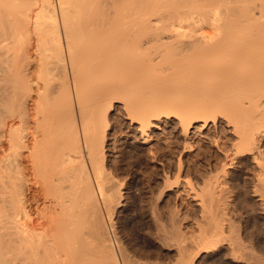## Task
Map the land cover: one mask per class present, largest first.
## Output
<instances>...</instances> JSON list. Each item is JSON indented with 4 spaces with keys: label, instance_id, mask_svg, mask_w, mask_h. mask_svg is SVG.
I'll return each instance as SVG.
<instances>
[{
    "label": "bare ground",
    "instance_id": "1",
    "mask_svg": "<svg viewBox=\"0 0 264 264\" xmlns=\"http://www.w3.org/2000/svg\"><path fill=\"white\" fill-rule=\"evenodd\" d=\"M142 1L128 13L115 0H0V264H196L173 209L161 214L154 199L151 253L113 231L130 168L112 106L128 143L152 160L154 135L177 128V177L203 172L186 152L205 135L219 153L196 197L199 246L226 244L233 261L264 264L251 229L234 234L224 194L228 169L253 162L264 213V0Z\"/></svg>",
    "mask_w": 264,
    "mask_h": 264
},
{
    "label": "rangeland",
    "instance_id": "2",
    "mask_svg": "<svg viewBox=\"0 0 264 264\" xmlns=\"http://www.w3.org/2000/svg\"><path fill=\"white\" fill-rule=\"evenodd\" d=\"M115 1L118 4L122 3L123 6L131 7V9L127 10L128 13L139 10L141 5L144 4V2L142 0H135V1H133L134 2L133 4L129 3L127 0H115ZM112 110H114V111H112ZM111 113H112L111 115L113 116V118H112L113 122L115 123V121H116V123H115L117 126L116 128H118L117 130L120 132L119 134L121 135L120 136V143H121L120 147H122V149H123V151L121 153L122 154L121 158H123V160L121 162V167L123 169L127 168L128 170L130 168L129 177H127L124 184L121 186L122 188H121V192H120L121 193L120 203L118 204V206H116L117 209L114 211V214L112 217L113 223L111 222V224H113L112 229L113 228L115 229V234L117 235V237L119 235V237L122 240L119 237L118 238L121 241H124L123 243L124 244L126 243L125 245H127V246L131 245V247L137 248L139 250L141 248V250L144 252H145V250H146V252L150 251V253L153 251V249L155 247V245L153 244L154 243L153 241L155 239L154 238L152 239L153 234L151 233L152 230L150 231L151 228H150V221L149 220H150V208H151L150 204H152L150 202H152L154 199V200H156V204H157L156 206H158L157 208H159L158 210L161 212V214H165L167 209H168L167 207H169V206L173 209L174 214H175V218H176V223H177L176 226L179 224L177 227V231H179L178 236L180 235L179 233H181L180 236L184 237V238L183 237L182 238L186 241V243L189 242V246L195 245L193 247V248L196 247L195 249H192V247L188 249L190 252V253L188 252V254L192 255V256L195 255L194 259L200 260L199 263H201V264L202 263H204V264H209V263L210 264H216V263L217 264H245L244 261L236 262V261L232 260V257L228 253V252H230V250L226 244H223L222 247L221 246L218 247L217 248L218 250L217 249H215L214 251L209 250V252H205V250L204 251L201 250V248L199 246V245H201V244H199V242H200V239L202 238L200 236H202L201 232H202V228H203V227H200V225L202 226L203 224L199 225V223H204V222H203V217H202L203 215L201 214L202 208H200V205L197 202L198 198H196V197H200V195L202 194V192L200 191L201 189L199 187L201 186L203 179H206L205 177L207 176V174L209 175V169H210L211 173H215V171L217 172L218 168H215V166L218 165L216 155H218V153H219L213 145L207 144L205 142V140H204L205 135L203 136L202 134H200V135L198 134L199 139L195 136L196 140L198 139V141L200 140V138L203 139V141L200 140L203 143L199 141V144H198L201 146V149L199 150L200 155H197L196 157L194 156L197 154V153H194V151L198 147V145L195 144L196 142L194 143V141H192V143H194V144L191 143V145L193 146L192 149H194V150L186 152V154L189 156V158L192 157V159L194 161L195 160L199 161L200 164L198 163V166L203 170V172L200 174L190 173L188 175H184V177L182 175L183 173H181L182 176L180 175V177H181V179H180L179 176L177 177L176 171H175V173H176V175H175L173 170H170V168H168L170 159L172 160V162L175 161L174 163H176V160L178 158L177 156L180 154L182 148H184L182 146L183 142L181 141L179 134H178L179 137L176 135L175 131H177L176 130L177 128L175 129V127H173L175 130L170 128L171 131L169 133L171 134V132H172V134L170 135L169 133H167L169 137L166 136L167 135L166 133H165V135L162 133L154 135V137L152 139V143H153L152 146L154 145L153 151L155 153L153 151H152V153H154L155 158L152 160L153 157L151 158V155L149 157V154L145 153L144 151H140V150L137 151L138 149L136 150V148L134 147L135 146L134 144L128 143V141H131V138L133 136V132L132 133H130L131 131L128 132V129L122 130V128L125 126V124L127 122L125 121V116L121 113V111L118 112V109L115 108L114 106H112ZM125 128H126V126H125ZM132 141H134L133 138H132ZM167 144L170 145V147ZM207 149H209V150H207ZM204 150H206V151L204 152ZM207 152H209V153H207ZM181 153H185V152H181ZM190 154H192L193 156H191ZM111 157L112 156H109L110 162H112L114 160L113 157L112 158ZM193 157H195V158H193ZM111 159H113V160H111ZM215 159H216V161H215ZM253 164H254L253 162H247V164L242 163L243 166L241 164H239V166H237V167H236V164H233V167L231 166L228 169V176H227L228 178H227V182H226V185H228V187L226 186V188H228V190L226 189L227 191L225 190V193H224L226 196L225 199L228 202L227 204H229L227 206L228 210L226 211V213L227 212L228 213H227L226 217L228 219L231 218V220H232L231 222L234 224V225H232V229L234 231V234H236L237 232H239L238 234H240V233H242V231L244 232L246 229H249V230L251 229L250 231L252 232L254 242L257 244H260L262 242L261 245H264V239H263L264 238V234H263L264 233V231H263L264 230V223H263L264 222V213L263 212L260 213L261 209L259 208L260 206H257L258 202L256 200V196L252 194L253 193L252 192V187H253L252 185H254L255 176H256L255 174L258 170V167L256 165H253ZM162 166H164V169H165L164 171L162 169ZM239 167H240V169H239ZM248 167H249V169H248ZM256 168H257V170H254ZM149 171H154L155 176H156V178L152 179V181H151V183L153 182V184H152L153 189H151L152 185L150 186V183L149 182L147 183V180H146L147 175L149 174L148 173ZM251 171H253V172H251ZM254 171H255V174H253ZM163 172L167 175H165ZM173 173H174V175H173ZM257 174H258V172H257ZM163 175H165V176H163ZM249 175L251 176V178ZM166 176H168V179H170V178L172 179V180L170 179L171 181L168 180L169 182H172L173 178L176 177V178H174L176 180L173 181L175 184L169 183V185L171 186V189H167L168 194H166V191L163 194L158 192V198H159V196H160V198L156 199L157 190H160L161 186L163 185L162 182H163V180H165ZM182 177H183V179H182ZM252 177H254V178H252ZM184 178H186L185 180H187L189 178L190 181L188 180L187 182H190V184L187 182L185 183ZM249 178H250V180H249ZM183 186H184V188H183ZM148 187H150V188H148ZM190 187H192V189ZM193 188L195 189V191L197 189V193L196 192L194 193ZM178 189H179V191H181V193L178 191ZM189 189H191L192 191ZM248 189L249 190L251 189V190L249 191ZM182 190L184 192H182ZM185 191H186V193H185ZM159 194H162V195H159ZM194 194L195 195L198 194L199 196H194ZM193 196H194V198H193ZM150 198L152 201H150ZM253 198H255V199H253ZM157 200H158V202H157ZM233 201H234V203H233ZM195 202H197V203H195ZM240 202H241V204H240ZM255 204H256V207H255ZM253 205H254V207H252V209H251L250 206H253ZM253 208L255 210L257 209V211L253 210ZM229 211H231V212H229ZM236 212H237V214H236ZM262 215H263V217H262ZM261 222H262V224H261ZM112 229H111V231H112ZM114 229H113V231H114ZM116 230H118V231H116ZM181 230H183V231H181ZM235 231H237V232H235ZM183 232H184V234H183ZM243 235H245V234H243ZM193 241H194V243H193ZM190 243L193 245H190ZM141 246H143V247H141ZM176 248H178V246H176ZM176 248H174V249H176ZM227 249H228V252H227ZM177 251L176 250L171 251V253H172L171 258L172 259L177 257L176 256L178 254ZM227 253L229 255L225 256V254H227ZM198 260H196L197 262L195 261L196 264L198 263Z\"/></svg>",
    "mask_w": 264,
    "mask_h": 264
}]
</instances>
